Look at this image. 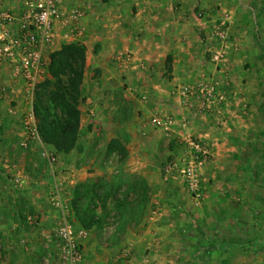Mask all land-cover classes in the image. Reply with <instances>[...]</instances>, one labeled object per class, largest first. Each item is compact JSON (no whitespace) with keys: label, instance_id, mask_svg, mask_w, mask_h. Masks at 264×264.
Wrapping results in <instances>:
<instances>
[{"label":"rangeland","instance_id":"rangeland-1","mask_svg":"<svg viewBox=\"0 0 264 264\" xmlns=\"http://www.w3.org/2000/svg\"><path fill=\"white\" fill-rule=\"evenodd\" d=\"M242 1L249 4L241 5L243 8L256 11L254 0ZM17 2L0 0V8L13 7ZM233 55L230 51L226 62L213 57V71L207 79L224 83L222 90L227 93L230 113L237 107H245L248 112V108L257 107L260 92L257 65L238 63L237 54ZM93 59L91 56L88 65L86 50L84 82L78 98L81 133L70 152H58L40 134V140L33 136L35 129L39 133L38 110L46 113L52 125L64 121V111L54 93L58 79L66 82L68 76L57 72L56 77L48 72L34 90H28L22 83L14 85L8 73L0 74V88L9 90L0 95V264L61 263L55 230L63 214L52 205L50 195L56 179L58 182L62 177L69 221L77 231L84 220L93 223L87 230L95 226L106 229L102 234L107 245L123 237V229L134 232L141 228L143 219L164 214L177 221L186 258L195 257L198 264H230L236 258L254 260L256 256L264 259V151L254 155V145L246 139L245 149L251 151L243 157L239 152H243L244 140L238 139L236 131L231 136L217 124H204L199 119L183 129L180 138L165 137L148 125L149 119L139 125L145 107L143 97L126 92L124 78L110 77L109 71L115 66L104 77ZM46 79H51V84L39 86ZM186 132L198 139L207 136L214 145L215 157L204 169L205 197L200 203L190 196L178 173L166 172L186 150ZM222 139L224 144L227 141L228 151L218 161L217 147ZM139 145L145 150V176L139 174L141 170L132 171L130 155ZM44 153L55 159L52 165ZM158 203L164 207L156 206ZM37 245H41L37 251L28 252ZM86 259L92 264H105L96 254L86 255Z\"/></svg>","mask_w":264,"mask_h":264},{"label":"crops","instance_id":"crops-1","mask_svg":"<svg viewBox=\"0 0 264 264\" xmlns=\"http://www.w3.org/2000/svg\"><path fill=\"white\" fill-rule=\"evenodd\" d=\"M253 2L254 12L249 7L243 8L241 5L249 4L240 0H177L176 7L171 0H64V9L68 13L76 10L83 14L80 25L84 35L80 43L87 50L88 65L92 56L95 67L101 69L104 77L107 70L115 66L114 70H108L110 77L124 78L128 83L126 92L143 97L145 107L139 125L157 113L172 112L170 107L178 111L174 97L177 88L210 77L211 59L218 54L226 53L228 61L231 51L232 56L237 54L238 63L249 61L257 65L260 90L257 91V107L248 108V112L245 107H237L223 128L231 136L236 131L238 139L244 140L243 152H239L244 157L251 151L245 149L246 139L252 141L248 143L254 145V155L264 151V0ZM221 30L229 32L223 42L217 35ZM120 53L132 55L131 65L118 59ZM216 122L217 119L210 118L207 122L205 119L204 124ZM221 141L217 147L218 161L224 159L228 151L227 141L225 144L223 139ZM133 150L132 171L141 170L139 174L145 176L147 173L142 170L145 150L142 145ZM159 203L156 206L164 207ZM38 206L41 208V204ZM176 223L173 217L164 214L145 218L140 229L134 232L123 229V237L111 245L104 241L102 233L106 229L95 226L86 230L81 226L88 235L84 242L85 256L96 254L98 261L105 264H198L195 257L186 258ZM40 246L28 252L37 251ZM233 260L230 264H243L245 260H248L246 264H264L259 256L254 260ZM84 264L92 263L85 259Z\"/></svg>","mask_w":264,"mask_h":264},{"label":"built area","instance_id":"built-area-1","mask_svg":"<svg viewBox=\"0 0 264 264\" xmlns=\"http://www.w3.org/2000/svg\"><path fill=\"white\" fill-rule=\"evenodd\" d=\"M176 7L177 0H171ZM83 14L74 10L68 13L64 9V0H18L13 7L0 8V74L8 73L14 85L23 84L34 90L43 76L49 72L51 55L60 51L64 45L80 43L84 29L80 22ZM223 42L229 32H217ZM226 53L218 54L215 61L226 62ZM119 60L131 65L132 55L120 53ZM223 82L215 79H203L195 83L180 85L176 90L175 100L179 110L164 111L155 114L148 125L160 130L165 137L178 136L191 127L194 119L206 122L210 118L218 120V127L223 130L229 121L230 110L226 92L222 90ZM15 87V86H14ZM6 87L0 88V95L8 94ZM11 92H16L11 91ZM32 121H35L32 115ZM33 136H38L37 129ZM183 141L186 150L175 161H172L166 172L178 173L185 182L190 196L197 203L204 200V169L215 157L214 145L207 137L200 139L185 133ZM50 163L55 161L51 155L44 153ZM51 189L52 205L63 214L55 230V238L61 258L60 264H84L86 256L84 242L87 239L85 230H76L68 218L69 206L65 204L61 186L64 180L58 181ZM32 221V218H29ZM130 253L127 254V258Z\"/></svg>","mask_w":264,"mask_h":264},{"label":"trees","instance_id":"trees-1","mask_svg":"<svg viewBox=\"0 0 264 264\" xmlns=\"http://www.w3.org/2000/svg\"><path fill=\"white\" fill-rule=\"evenodd\" d=\"M85 67L86 48L84 46L64 45L60 51L51 55L49 73L56 77L58 76L57 72L68 76L66 82L58 79L57 91L54 93L56 101L62 106L65 118L62 123L55 121L52 125L49 123L46 113L38 110V129L43 141L61 153L74 150L80 138L82 113L78 108V98L84 82ZM51 82V79H46L39 86L47 87ZM92 224L87 220L81 221L82 227L86 230L90 229Z\"/></svg>","mask_w":264,"mask_h":264}]
</instances>
